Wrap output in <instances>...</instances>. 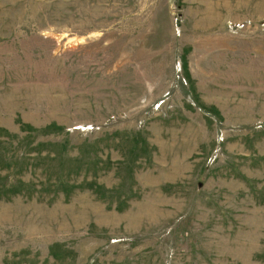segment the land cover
Wrapping results in <instances>:
<instances>
[{
    "label": "rangeland",
    "instance_id": "obj_1",
    "mask_svg": "<svg viewBox=\"0 0 264 264\" xmlns=\"http://www.w3.org/2000/svg\"><path fill=\"white\" fill-rule=\"evenodd\" d=\"M0 264H264V0H0Z\"/></svg>",
    "mask_w": 264,
    "mask_h": 264
}]
</instances>
